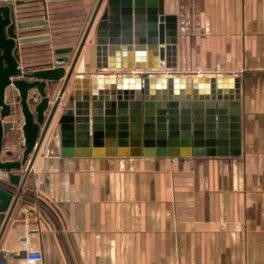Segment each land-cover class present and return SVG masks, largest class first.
Returning a JSON list of instances; mask_svg holds the SVG:
<instances>
[{
    "label": "crops",
    "instance_id": "1",
    "mask_svg": "<svg viewBox=\"0 0 264 264\" xmlns=\"http://www.w3.org/2000/svg\"><path fill=\"white\" fill-rule=\"evenodd\" d=\"M24 1L16 7L20 20L47 15L46 26L23 32L50 36L21 47V67L34 69L55 67L54 50L79 46L97 3ZM106 8L107 1L24 184L0 253H25L29 247L43 253L42 264H264V0H165V14L178 17L174 74L239 79L238 106L227 102L229 123L232 116L238 118V157L62 155L60 119L68 98L76 93L84 102V96H93V77L140 71L97 70L96 26ZM119 61L128 64L130 58L121 53ZM144 64H149L148 54ZM77 77L90 80L76 90ZM63 82L55 85L52 102ZM6 102L14 115L4 122L14 130L5 133L2 162L18 159L25 143L16 89H8ZM110 148L89 149L106 153ZM82 149L74 147L75 152ZM10 152L15 153L12 159ZM25 169L15 173L23 177ZM11 263L23 264V259Z\"/></svg>",
    "mask_w": 264,
    "mask_h": 264
},
{
    "label": "water",
    "instance_id": "2",
    "mask_svg": "<svg viewBox=\"0 0 264 264\" xmlns=\"http://www.w3.org/2000/svg\"><path fill=\"white\" fill-rule=\"evenodd\" d=\"M105 1L107 8L96 26V68L140 71L93 77V96H84V102L78 100L76 93L68 98L60 119L62 155L188 158L241 154L238 118L232 116L230 124L227 116L228 101H232L230 107L238 106L239 79L174 74L178 68V17L165 14V0H97L79 46L54 50L55 67L45 69L27 64L21 67V47L50 39L48 35L26 37L23 33L46 26L47 15L44 19L22 21L16 7L25 5L24 0H0V171L8 173V185L13 190L0 188V244ZM43 7L45 11L46 3ZM121 53L129 56L128 64L120 63ZM161 69L169 73H152ZM62 80V88L52 102L51 93ZM89 80L77 77L76 90L82 81ZM10 88L18 91L25 143L18 159L2 162L5 133L14 130L12 123L7 128L4 122L14 115V107L6 102ZM98 100L104 103H97ZM76 145L83 151L75 152ZM91 145L112 148L98 153L89 149ZM8 156L12 159L15 153ZM25 167L23 177L15 173ZM24 257L25 253L1 252L0 264Z\"/></svg>",
    "mask_w": 264,
    "mask_h": 264
},
{
    "label": "built area",
    "instance_id": "3",
    "mask_svg": "<svg viewBox=\"0 0 264 264\" xmlns=\"http://www.w3.org/2000/svg\"><path fill=\"white\" fill-rule=\"evenodd\" d=\"M0 188L8 191H13L12 188L8 185V173L5 171H0ZM23 240L26 244L28 243L27 238H24ZM43 260L44 256L42 252L29 249L28 247L27 251L25 252L23 264H42Z\"/></svg>",
    "mask_w": 264,
    "mask_h": 264
},
{
    "label": "rangeland",
    "instance_id": "4",
    "mask_svg": "<svg viewBox=\"0 0 264 264\" xmlns=\"http://www.w3.org/2000/svg\"><path fill=\"white\" fill-rule=\"evenodd\" d=\"M6 127L7 128H11L12 127V124L11 123H6Z\"/></svg>",
    "mask_w": 264,
    "mask_h": 264
}]
</instances>
